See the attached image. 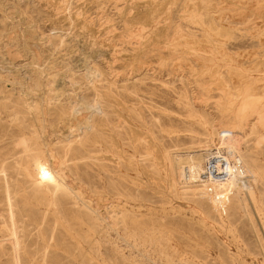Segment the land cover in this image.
<instances>
[{
	"label": "rangeland",
	"instance_id": "rangeland-1",
	"mask_svg": "<svg viewBox=\"0 0 264 264\" xmlns=\"http://www.w3.org/2000/svg\"><path fill=\"white\" fill-rule=\"evenodd\" d=\"M263 44L264 0H0V264H11L21 240L30 251L40 250L45 241L50 246L47 264L81 258L82 252L74 249L75 240L70 238L72 234L80 239L86 232L87 221L78 214L80 209L67 207L59 212L60 222L46 216L35 226L31 222L35 208L30 216L20 217L21 204L13 195L20 186H27L23 174L16 173L21 158L17 143L23 139L19 130L27 116L20 93L25 85L38 81L44 88L62 89L55 105H61L69 119L67 123L54 114L47 117V124L52 125L48 130L54 135L46 134L44 139H52V145L72 144V139L87 136H114L158 139L167 151L183 152L196 145L190 139L211 140L215 146L219 138L240 139L248 162L255 160L256 196L264 216ZM49 80L53 82L47 84ZM32 100L37 103V96ZM78 103L93 107L82 108ZM84 116L90 117L89 125L80 129ZM75 162L66 161L65 179L95 206L102 181L108 186L109 176L103 177L96 164ZM27 169L30 173L32 167ZM122 176L123 190L131 189L135 196L142 176L137 179L135 172L130 174L132 180ZM251 212L250 220L234 216L233 228L225 231L169 217L165 225L187 232L200 249L210 251L208 264H264V228ZM100 244L105 245L103 240ZM199 247L195 254L182 256L183 261L188 258L186 264L204 258V254L192 256ZM113 255L107 249L101 256L105 264H133L130 259L135 264H172L155 252L148 253V260L137 252L125 251L122 259Z\"/></svg>",
	"mask_w": 264,
	"mask_h": 264
},
{
	"label": "bare ground",
	"instance_id": "bare-ground-1",
	"mask_svg": "<svg viewBox=\"0 0 264 264\" xmlns=\"http://www.w3.org/2000/svg\"><path fill=\"white\" fill-rule=\"evenodd\" d=\"M22 82H20L21 86ZM50 82L53 81L49 80L47 84H50ZM41 85L43 83L38 81L33 86L25 85L24 88H20L27 116L24 114V126H21L20 130L17 128L23 139H19L17 143L21 147V158L18 166H16V173L23 174L25 178L23 182L27 186L23 188L20 186L19 189L14 191L13 195L19 200L16 203L21 204L22 209L18 211L20 217L30 216L32 214L31 209L35 208L32 210L35 214L31 220L33 225L36 224L35 226L42 222L46 216H51L54 219L53 222H60L61 214L59 212L68 210L69 207L80 209L78 214L83 216V222L87 221L86 232L80 239H75L72 234H70V238L75 240L74 249L82 252L81 258L80 261L76 259V256L73 257V261L66 259L69 262H67L68 264H105V258L101 255L107 249L114 252L115 255H120L121 259L125 257V251L140 253L141 258L145 260L149 258L148 253L155 252L161 257L165 256L170 259L172 264H186L188 258L183 261L182 256L184 254H195L200 244L193 237L188 236L187 232L181 229L178 230L176 227L166 226L165 219L168 217L198 224L203 229L217 228L219 231H225L233 228L231 221L236 215L250 220L252 210L259 217L264 228V216H262V209L258 207L255 187L259 180V173L255 167V160L252 159L250 163L248 162L246 151L241 147L240 139L219 138L218 146H215L211 140L190 139V143L197 142L196 145L187 147L183 152L181 150L167 151L164 149L163 142H158V139H117L114 136L111 139H101L99 137L91 139L87 136L84 139H72V144L52 145V139H46V137L44 139V135L53 134V130H48L52 125L47 124V117L54 114L55 118L64 119L67 123L69 119L65 116L66 110L61 105L59 107V104L55 105L56 100L54 99L61 94L63 95L62 89L60 87V89H57L52 85L44 88V85ZM33 95L37 96V103L32 100ZM78 104L86 109L93 107L84 106L83 103ZM17 112L22 113V111ZM90 112L92 113V111ZM89 118L84 116L79 121L80 129L86 127L87 124L89 125ZM75 120L78 121V118H75ZM115 132L117 131L115 130ZM26 134H29V136H26ZM76 135L78 134L76 133ZM135 157H139L141 162L138 163L139 159L136 160ZM67 160H73L74 162L84 160V163L82 162L84 166L96 164L103 177L105 174L106 177L109 176L108 186L105 181H102V189L96 195L95 202L97 204L95 206L94 204L91 205L86 197L81 196L78 191L70 186V182L69 184L66 181L64 175ZM73 165L77 166L78 163L75 162ZM29 166L32 167L31 174L28 169L26 170ZM74 169L77 171L76 167ZM131 172L136 173L137 179L138 175L142 176L138 179L139 184H137L135 196H133L131 189L125 192L120 182V178L123 177L122 174L132 180ZM145 190L149 191L150 194ZM196 199H204L209 204L203 203L201 205ZM69 203H72V205H68ZM210 208L212 211L209 210ZM5 209L8 210V208ZM4 214L6 215V213ZM114 238L117 240H114ZM101 240L105 245L101 246ZM23 241L21 240L22 244L17 246L12 254L11 264L48 263L50 246L48 248L45 241L41 242L40 250L37 248L31 251L26 241ZM5 248H7V245ZM19 250L21 254L18 253ZM198 254H204V258H200V262L192 260V264H208L210 262H208V259L206 260V257L210 255V251L199 247V252L192 256L199 257ZM115 255L113 256L115 257ZM19 256L24 258L19 260ZM124 259L129 261L128 258ZM1 262L3 263V261ZM130 262L135 264L136 260L130 259Z\"/></svg>",
	"mask_w": 264,
	"mask_h": 264
}]
</instances>
